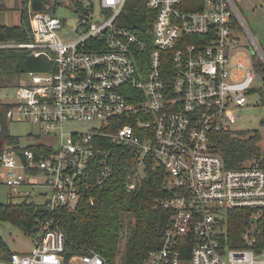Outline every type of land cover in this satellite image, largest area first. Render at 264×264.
Segmentation results:
<instances>
[{
	"label": "built area",
	"instance_id": "2783aa9c",
	"mask_svg": "<svg viewBox=\"0 0 264 264\" xmlns=\"http://www.w3.org/2000/svg\"><path fill=\"white\" fill-rule=\"evenodd\" d=\"M129 1L72 0L77 23L69 26L56 15L68 0H55L53 12L44 11L52 0H42L29 40L0 41V52L47 61L29 71L32 82L17 87L14 101L0 103V125L3 115L29 121L54 139L3 145L0 176L27 204L73 210L111 180L112 146L131 148L138 160L127 189L139 186L152 160L166 172L168 193L156 206L171 212L162 246L142 264H264V247L257 250L264 168H229L212 141L232 132L231 108L248 104L254 56L264 64V53L249 61L232 45V32L242 29L235 0H146L142 30L129 25ZM239 209L256 219L234 242L228 214ZM37 228L31 252L14 251L0 264H112L98 252L68 257L54 218ZM263 237L261 230V245Z\"/></svg>",
	"mask_w": 264,
	"mask_h": 264
},
{
	"label": "trees",
	"instance_id": "16d2710c",
	"mask_svg": "<svg viewBox=\"0 0 264 264\" xmlns=\"http://www.w3.org/2000/svg\"><path fill=\"white\" fill-rule=\"evenodd\" d=\"M4 5L0 4V9ZM130 27L142 30L146 23L148 9L146 0L128 2ZM32 35L31 20L27 10L22 11L21 24L0 25V41L6 39L29 40ZM257 65L258 75L262 78L258 92L261 105L264 106V64L260 57ZM45 58H36L22 51L0 52V70L27 73L44 68ZM8 108V105H4ZM264 126V120L261 122ZM264 133L256 130L252 135L241 131L218 132L213 134L215 150L224 158L229 168H240L247 163L264 168L262 140ZM18 139L10 135L8 122L3 115L0 125V148L6 143H17ZM114 153L111 162L113 176L100 189L91 190L79 205L73 209L60 208L54 212L25 201L0 203V221H8L19 227L25 234L34 235L40 219L54 218L64 229L66 236V255L98 252L112 264H142L148 253L162 246L165 231L171 224V212L156 206V198L168 195L165 189L166 172L160 165L149 161L146 176L135 190L127 189V177L138 160V151L131 148L112 146ZM1 153V149H0ZM1 180V179H0ZM230 238L240 242L242 231L252 224L256 217L254 211L234 210L229 212ZM260 230L257 250L261 245V230L264 236V213L257 219ZM264 238V237H263ZM125 249L121 254V244ZM233 243V242H232ZM13 251L0 237V258L8 259Z\"/></svg>",
	"mask_w": 264,
	"mask_h": 264
},
{
	"label": "rangeland",
	"instance_id": "374dc122",
	"mask_svg": "<svg viewBox=\"0 0 264 264\" xmlns=\"http://www.w3.org/2000/svg\"><path fill=\"white\" fill-rule=\"evenodd\" d=\"M54 1L52 0V4L45 3L44 11L53 12ZM235 2L241 14L242 29L232 32L231 43L236 51L240 54L242 53L251 61L254 52L260 49L264 53V0H235ZM0 4L4 5V8L0 9V25L13 26L21 24L22 11L24 9L27 10L31 21L35 19L38 13L32 8L31 2L28 4L26 0H0ZM71 4L72 0H68L66 4H57L56 15L64 18L69 26H74L77 23V14L72 12ZM95 6L97 9V4ZM258 55L260 56V53ZM31 82L32 77L29 72L16 73L4 69L0 70V103L14 101L17 87L30 84ZM261 84L262 78L258 75L254 86L259 88ZM231 111L238 117L236 121L229 124L234 134L244 131L248 135H252L256 130L264 133V126L261 123L264 120V106L261 105L258 92L248 95L247 105L233 106ZM8 131L10 135L18 139L17 143L23 146L36 140V135L44 143L51 142L50 140L54 141L51 137L43 136L39 128L29 121L8 122ZM261 145L264 152V139ZM0 171L2 172L3 170L0 169ZM0 179V203L6 204L21 201L20 196L12 193L11 189L5 184L6 178L0 176ZM0 237L11 251L19 253L31 252L36 245V234L27 235L19 227L8 221H0ZM124 249L125 241L121 244V254Z\"/></svg>",
	"mask_w": 264,
	"mask_h": 264
},
{
	"label": "water",
	"instance_id": "95a60500",
	"mask_svg": "<svg viewBox=\"0 0 264 264\" xmlns=\"http://www.w3.org/2000/svg\"><path fill=\"white\" fill-rule=\"evenodd\" d=\"M24 1H25V0H24ZM57 1H58L59 3L61 2V0H57ZM31 6H32V8H33L34 10H36V11L41 10L42 7H43L42 0H31ZM20 155H21V157L23 158V160L25 161V157H24L23 153H21ZM34 232L37 233V232H38V228H35Z\"/></svg>",
	"mask_w": 264,
	"mask_h": 264
},
{
	"label": "flooded vegetation",
	"instance_id": "af4514ba",
	"mask_svg": "<svg viewBox=\"0 0 264 264\" xmlns=\"http://www.w3.org/2000/svg\"><path fill=\"white\" fill-rule=\"evenodd\" d=\"M26 1L28 2V4H30V1H31V0H26Z\"/></svg>",
	"mask_w": 264,
	"mask_h": 264
},
{
	"label": "crops",
	"instance_id": "0c3cea01",
	"mask_svg": "<svg viewBox=\"0 0 264 264\" xmlns=\"http://www.w3.org/2000/svg\"><path fill=\"white\" fill-rule=\"evenodd\" d=\"M3 9V8H2ZM8 26H11V25H8ZM14 252V251H13Z\"/></svg>",
	"mask_w": 264,
	"mask_h": 264
}]
</instances>
